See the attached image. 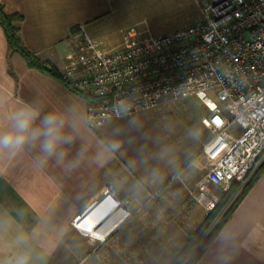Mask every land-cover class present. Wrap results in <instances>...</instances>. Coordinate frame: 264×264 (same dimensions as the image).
<instances>
[{"label": "crops", "instance_id": "crops-1", "mask_svg": "<svg viewBox=\"0 0 264 264\" xmlns=\"http://www.w3.org/2000/svg\"><path fill=\"white\" fill-rule=\"evenodd\" d=\"M0 2L6 12L21 15L18 26L23 44L59 70L66 62L68 41L77 35L78 26L98 39L105 33L118 3ZM120 42L105 49L115 48ZM86 103V98L58 77L29 67L17 53H8L0 27V134L16 131L18 114H35L24 145L0 150V264H16L21 257L26 258L27 264H59L65 258V264H118L134 258L146 260L144 264H167L184 242L190 227L188 212L177 218L165 217L146 207L151 202H190L188 188L204 167L193 160L181 170L184 177L171 183L175 169L155 166L152 154L137 161L131 156L133 165L124 166L122 161L127 157L120 152L121 146L105 140L104 133L88 122ZM50 114L59 117L67 142L62 141L57 153L48 157L41 149L47 138L42 122ZM36 130L41 135L33 140L31 133ZM106 189L126 200L130 215L113 227L99 247L106 256L99 251L100 259L84 258L90 242L74 228L72 220ZM193 207L199 214L196 223L204 214L201 205ZM91 208L81 224L90 226L110 213L109 207L98 201ZM119 213L106 216L102 226L118 221ZM143 233L146 237H139ZM117 255L128 260L115 258ZM194 264H264V170Z\"/></svg>", "mask_w": 264, "mask_h": 264}, {"label": "built area", "instance_id": "built-area-1", "mask_svg": "<svg viewBox=\"0 0 264 264\" xmlns=\"http://www.w3.org/2000/svg\"><path fill=\"white\" fill-rule=\"evenodd\" d=\"M196 3L197 21L153 37L123 34L114 49H101L86 36L83 55L59 79L87 99L91 124L153 108L167 97L199 99L213 134L202 147L207 169L192 197L210 209L218 201L213 186L225 191L243 183L264 157V0ZM78 33L85 34L82 25ZM97 201L107 213L122 212L118 223L130 214L109 189ZM90 209L72 225L96 246L112 230L104 236L89 231L98 222L81 224Z\"/></svg>", "mask_w": 264, "mask_h": 264}, {"label": "rangeland", "instance_id": "rangeland-1", "mask_svg": "<svg viewBox=\"0 0 264 264\" xmlns=\"http://www.w3.org/2000/svg\"><path fill=\"white\" fill-rule=\"evenodd\" d=\"M117 2L116 10L111 15L112 20L107 22V29L105 33L100 36L101 38L99 37L97 39L85 32V34L77 33L74 38L68 41L70 44V52L66 55V62L63 63L60 70L47 61L40 58L39 60L45 62L48 66L54 67L59 73V78L64 70V67L71 60L77 59L79 56L83 55L80 47L85 43L84 41L86 36L99 42V48L105 50V48L119 42V40L122 39L123 34L134 35L137 33L141 37H153L155 35L183 27L188 23L197 21L200 18L196 0H117ZM206 113L207 110L205 106L196 97L184 96L177 99L167 97L161 99L160 102L153 108L139 110L132 114L120 117L106 118L99 123H90V125L95 127L96 131H102L104 133L103 137L105 140L113 141L117 144L116 146H121L120 152L124 157H127L128 160L122 161L124 166L133 165L130 162L132 160L131 156H135L134 158H136L137 161L145 155L152 154L150 157L154 158L153 163L155 166H158L159 164L167 168L169 167L172 170L175 169L171 175V177H175L172 178L171 181V183H174L184 177L183 175L185 173L181 172V170H183V168H188L194 160L204 167L201 172L200 169H198L200 176L198 174V178L196 179L197 181L207 169V165L202 159V147L213 134V130L207 122ZM257 169L258 167L245 179L243 183L234 182L237 185V189L229 196L215 220H217L221 213H223L225 209L231 205L237 197L239 191L247 184ZM190 176L194 177L193 174H190ZM196 181L188 188L190 189L188 192V200H190V202H151L148 205L149 208L146 207V210L154 211V213H159V215H162L163 213L165 217H175L176 215L177 218L182 212H188L191 215L189 222L190 227H187L189 230L186 232L184 242L188 233L194 230L207 213L213 208L208 209L193 199L192 194L195 191ZM229 188L224 191L219 187L213 186L212 190L219 199L224 192L229 190ZM178 190L179 189L175 187V191L179 192ZM174 195L177 197L178 194L174 193ZM119 200L125 203V208L126 200ZM195 204L202 206L201 209L204 214L202 219L196 223V216L199 214L198 209H192ZM193 214L195 216H193ZM139 237L145 238L146 233H143ZM156 237L159 238L162 236L158 235ZM107 238L108 235L101 243L97 242V245L95 246V244H93V242L86 237L88 242H90V248L86 252L87 254L84 258L94 257L96 259H100L101 256L99 251L106 256L107 254L103 252V250H99V247L107 240ZM184 242L176 249V252L173 253L170 261L183 246ZM140 244L145 246L144 242H141ZM119 256L117 255L115 258H119ZM121 258L128 260L125 257ZM67 261L68 258H65L60 260L59 264H65ZM144 263H146V260L143 261L135 258L132 260L129 259V261L125 262L120 261V263L118 261V264Z\"/></svg>", "mask_w": 264, "mask_h": 264}, {"label": "trees", "instance_id": "trees-1", "mask_svg": "<svg viewBox=\"0 0 264 264\" xmlns=\"http://www.w3.org/2000/svg\"><path fill=\"white\" fill-rule=\"evenodd\" d=\"M20 21V14L6 12L3 4L0 2V27L2 28L6 39L8 53H17L24 59L29 67L36 68L44 73L58 77L59 73L54 67L48 66L45 62L39 60L37 55L23 44L19 36L18 23ZM263 170L264 157L261 160L258 169L255 171L247 184L239 191L235 200L225 209L223 213H221L219 218L215 220L229 196L237 189L236 183L232 182L229 190L220 196L213 208L202 219L199 225L188 233L183 246L168 264H194L224 223L230 218L237 204L252 186L254 181L260 176Z\"/></svg>", "mask_w": 264, "mask_h": 264}, {"label": "clouds", "instance_id": "clouds-1", "mask_svg": "<svg viewBox=\"0 0 264 264\" xmlns=\"http://www.w3.org/2000/svg\"><path fill=\"white\" fill-rule=\"evenodd\" d=\"M35 119V114L30 112H22L16 118V131L0 134V150L6 148L19 149L29 139L28 130L32 121ZM46 126L44 135L47 137L41 144L42 151L51 157L57 153L58 145L63 141L67 142L63 137L61 127L59 125V117L56 114L46 116L42 122ZM41 133L36 130L31 133V139H37ZM16 264H27L25 257L17 260Z\"/></svg>", "mask_w": 264, "mask_h": 264}, {"label": "bare ground", "instance_id": "bare-ground-1", "mask_svg": "<svg viewBox=\"0 0 264 264\" xmlns=\"http://www.w3.org/2000/svg\"><path fill=\"white\" fill-rule=\"evenodd\" d=\"M116 210H118V209H115L114 212H115ZM112 212H113V210L110 211V213H112ZM116 212H117V211H116ZM110 213H109V214H110ZM109 214H107L106 216H108ZM121 215H122V213H121ZM121 215L118 214V215H117V219H118L119 217L121 218ZM106 216H105V217H106ZM105 217H104V218H105ZM104 218H103V219H104ZM120 218L118 219V221L120 220ZM103 219H102V220H103ZM102 220H101V221H102ZM101 221L98 222V224L96 225L95 228H93V229H91V230H89V231H91V232H97V233L100 234V235L104 234V236H105L108 230H110V229L112 230L113 227H114V226L116 227L117 224H118V221H116V222H113V223H109L107 226H102L103 222H101ZM116 223H117V224H116ZM97 228H98V229H97ZM108 234H109V233H108ZM104 236H102V238H103Z\"/></svg>", "mask_w": 264, "mask_h": 264}, {"label": "water", "instance_id": "water-1", "mask_svg": "<svg viewBox=\"0 0 264 264\" xmlns=\"http://www.w3.org/2000/svg\"><path fill=\"white\" fill-rule=\"evenodd\" d=\"M93 205H94V202H92L91 204H89V205L86 207L87 210L90 209Z\"/></svg>", "mask_w": 264, "mask_h": 264}]
</instances>
